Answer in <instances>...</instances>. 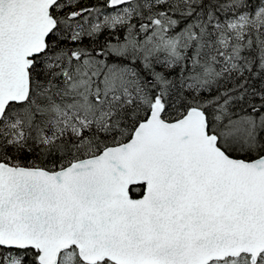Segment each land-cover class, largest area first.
<instances>
[{
  "label": "snow or ice",
  "instance_id": "obj_1",
  "mask_svg": "<svg viewBox=\"0 0 264 264\" xmlns=\"http://www.w3.org/2000/svg\"><path fill=\"white\" fill-rule=\"evenodd\" d=\"M0 264H264V0H0Z\"/></svg>",
  "mask_w": 264,
  "mask_h": 264
}]
</instances>
